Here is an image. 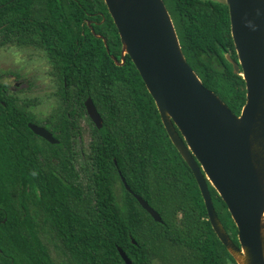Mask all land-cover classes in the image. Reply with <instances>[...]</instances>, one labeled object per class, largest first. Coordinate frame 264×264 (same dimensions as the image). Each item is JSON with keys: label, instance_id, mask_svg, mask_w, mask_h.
Listing matches in <instances>:
<instances>
[{"label": "trees", "instance_id": "16d2710c", "mask_svg": "<svg viewBox=\"0 0 264 264\" xmlns=\"http://www.w3.org/2000/svg\"><path fill=\"white\" fill-rule=\"evenodd\" d=\"M163 1L187 62L239 116L247 90L227 58L238 61L228 7ZM10 49L47 61L57 90L51 108H43L42 96L30 99L0 82V264H126L120 250L133 264H237L131 58L122 66L112 59L121 60L122 44L104 0H0V50ZM89 98L101 128L87 116ZM74 119L91 129V152L80 169ZM29 123L49 129L57 142ZM208 186L239 246L227 206Z\"/></svg>", "mask_w": 264, "mask_h": 264}, {"label": "water", "instance_id": "95a60500", "mask_svg": "<svg viewBox=\"0 0 264 264\" xmlns=\"http://www.w3.org/2000/svg\"><path fill=\"white\" fill-rule=\"evenodd\" d=\"M104 1L122 44L121 60L112 59L122 66L126 55L131 58L170 140L196 179L218 239L237 264H264V0H214L228 7L238 61L227 58L246 84L239 116L203 85L187 62L163 0ZM96 36L107 47V40ZM85 107L101 128L103 120L90 98ZM29 127L57 142L46 128ZM208 182L227 206L239 246L217 216ZM136 198L154 220L162 221L144 199ZM120 254L133 264L122 250Z\"/></svg>", "mask_w": 264, "mask_h": 264}, {"label": "rangeland", "instance_id": "374dc122", "mask_svg": "<svg viewBox=\"0 0 264 264\" xmlns=\"http://www.w3.org/2000/svg\"><path fill=\"white\" fill-rule=\"evenodd\" d=\"M29 55L27 52L13 49L0 50V75L2 81L10 87H15L16 81L22 80L27 87H19L18 91L28 93L30 99L36 96H44V107L53 105L48 99L57 90L54 78L49 75V64L42 58ZM42 59V60H40ZM81 127L87 128L88 124L85 119L80 122Z\"/></svg>", "mask_w": 264, "mask_h": 264}, {"label": "flooded vegetation", "instance_id": "af4514ba", "mask_svg": "<svg viewBox=\"0 0 264 264\" xmlns=\"http://www.w3.org/2000/svg\"><path fill=\"white\" fill-rule=\"evenodd\" d=\"M0 82H3L2 81V75H0ZM3 83L5 85H7V83H5V82H3ZM15 83H16V85L13 88L10 87L9 85H7L8 89L13 93H20L21 94V92H19L17 90L18 86L19 87H27L26 83L22 80L16 81ZM23 95L28 96V93H26V94L23 93ZM43 98H44V96L41 97V99H43ZM70 114H75V112L72 111V112H70ZM81 120H83V119H81ZM81 120H79V121L75 120L79 124L78 128L81 127V125H80ZM29 124H32V123H29ZM38 126H41V125H38ZM41 127H44V126H41ZM44 128H46V127H44ZM78 128H77V134L72 137V139H73L72 147L74 149V157L76 158V160H75L76 161V167H75L76 169H80L81 165H84L87 162V156L91 152L90 144H91V140H92L91 139V129L88 126L85 129L83 127H81L82 129L79 131H78ZM47 130L52 134V132L49 129H47Z\"/></svg>", "mask_w": 264, "mask_h": 264}]
</instances>
